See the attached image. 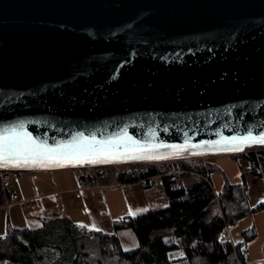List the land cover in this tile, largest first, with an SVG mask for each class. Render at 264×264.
Returning a JSON list of instances; mask_svg holds the SVG:
<instances>
[{
	"label": "water",
	"instance_id": "95a60500",
	"mask_svg": "<svg viewBox=\"0 0 264 264\" xmlns=\"http://www.w3.org/2000/svg\"><path fill=\"white\" fill-rule=\"evenodd\" d=\"M21 123L48 146L82 133L186 150L0 171L242 152L218 148L264 133V0H0V132Z\"/></svg>",
	"mask_w": 264,
	"mask_h": 264
},
{
	"label": "trees",
	"instance_id": "16d2710c",
	"mask_svg": "<svg viewBox=\"0 0 264 264\" xmlns=\"http://www.w3.org/2000/svg\"><path fill=\"white\" fill-rule=\"evenodd\" d=\"M231 156L244 160L248 174L261 180L264 186V148L252 147ZM165 163H174L177 173L164 169ZM107 166H123L115 175L119 184L142 182L147 189L151 186L150 179L158 178L167 206L139 216L109 220V233L83 226L66 215L45 217L42 226L35 230L14 229L6 219L0 236V261L3 264H234L236 259L245 260L240 245L233 246L222 237L238 220L264 210L261 202L249 206L243 174L239 184L225 183L216 193L210 169L198 158L103 167ZM3 176L4 171H0V207L11 200ZM124 229L133 232L138 242L136 249L122 250L116 233ZM253 237L245 238L244 242ZM177 249L183 251V256L170 259L169 253Z\"/></svg>",
	"mask_w": 264,
	"mask_h": 264
},
{
	"label": "crops",
	"instance_id": "0c3cea01",
	"mask_svg": "<svg viewBox=\"0 0 264 264\" xmlns=\"http://www.w3.org/2000/svg\"><path fill=\"white\" fill-rule=\"evenodd\" d=\"M169 165L167 170L177 173V166ZM65 172L68 174H64ZM10 174H15L17 182H21L19 174H25L30 178H27L25 183L21 182V185L12 186L8 184ZM98 174L100 172H96L94 169L73 168L27 170L17 173L4 172L3 181L11 193V200L8 204L0 207V236L4 233L6 219L14 229L35 230L42 226V219L51 215H66L72 219V212L76 211L77 206H81L79 210L82 212V215L77 218L78 222L82 221L84 225L92 229L95 226L100 229V232L105 233L111 232L109 220L139 216L148 212L146 192L141 182L117 184L113 181L111 184H106L102 182L103 180L98 177ZM5 176L7 179L4 178ZM158 180V178L150 179V183H157ZM217 190L219 193L222 190V185ZM130 209L133 213L138 209L147 210L130 215ZM263 213L264 210L254 213L252 216ZM247 229L246 224L239 227L236 223L227 229L233 246L242 244L241 234ZM116 235L122 250L130 251L138 247L136 237L131 230H120ZM261 240V243L247 242L249 245L247 244L248 251L245 252V254L247 253L245 261L264 264V238ZM0 264L3 263L0 261Z\"/></svg>",
	"mask_w": 264,
	"mask_h": 264
},
{
	"label": "snow or ice",
	"instance_id": "6c2138e0",
	"mask_svg": "<svg viewBox=\"0 0 264 264\" xmlns=\"http://www.w3.org/2000/svg\"><path fill=\"white\" fill-rule=\"evenodd\" d=\"M129 142L116 143L114 141H98L95 136L86 137L82 133L74 137L72 141L60 143L56 146H48L38 142L24 130V125L13 126L0 132V168L5 167H38V168H61L82 164H96L117 161L122 158L131 160H154L166 159V155L158 154L160 148H170L177 153L185 151L184 145H140L128 137ZM226 147H219L220 151H243L245 146L252 144L264 145V133L253 135L249 132L244 136L223 138ZM208 147H217L220 142H203ZM202 145H190L199 148ZM195 154V153H194ZM264 203V201H261ZM129 210V214H138ZM93 229L100 231L93 226Z\"/></svg>",
	"mask_w": 264,
	"mask_h": 264
},
{
	"label": "rangeland",
	"instance_id": "374dc122",
	"mask_svg": "<svg viewBox=\"0 0 264 264\" xmlns=\"http://www.w3.org/2000/svg\"><path fill=\"white\" fill-rule=\"evenodd\" d=\"M231 155L233 154H227V155H223L220 157H218L217 155H209V156L190 157V158H183V159L193 160L194 158H198L200 160V163L204 165L206 169H210L211 183L216 193L218 191L217 190L218 187H220L221 185L223 186L225 183H228L230 185L239 184L242 180V174H243V176L245 177L246 183H247V193L249 195V206L253 207L255 204L261 201H264V186L261 180L251 177L248 174V165L244 160L236 159L235 157ZM171 160H174V159H171ZM151 162H158V161H151ZM165 164L166 165L164 166V169H168L170 166L169 164L174 165V163H165ZM120 165H124V164H120ZM73 169H84V170L94 169L96 172L98 171L100 172V175L98 177L102 178L103 180L102 182L106 184H111L113 181L115 182V175L117 174L118 171L123 169V166H118V167L92 166V167L73 168ZM20 171H27V170H5L4 172L6 173L16 172L17 173ZM64 174H68V173L65 172ZM9 176L10 178H9L8 184L12 186L16 184L21 185V182L25 183L28 180L27 178H30V176H27L25 174H19L21 178L20 179L21 182H17L18 180L15 179V174H10ZM144 190L146 192V201L148 203V211L165 208L167 206V200L164 196L161 185L158 182L151 183V186L147 189L145 188ZM79 209H81V206H77L76 211L72 212V216H71L72 220L83 226H87V225H84L82 221L80 222L77 221V218L82 215V212ZM236 224H238L239 227L243 226V224H246V228H248L247 230H244L243 233L241 234L242 235L241 237H243V240H242L243 242L240 245V249L244 254L246 250L248 251V245H249L247 242L245 244L244 242L245 238L254 236L248 242L249 243L250 242L261 243L262 241L261 239L264 238V213L262 215L258 214L254 216H252V214L247 215L243 217V219L240 222H236ZM222 237L224 239L229 240L232 244V238L229 237V234H227V229L223 233ZM182 256H183V251L181 249H177L169 253L170 259L181 258Z\"/></svg>",
	"mask_w": 264,
	"mask_h": 264
},
{
	"label": "built area",
	"instance_id": "2783aa9c",
	"mask_svg": "<svg viewBox=\"0 0 264 264\" xmlns=\"http://www.w3.org/2000/svg\"><path fill=\"white\" fill-rule=\"evenodd\" d=\"M130 171L133 172L134 169H131ZM5 179H7V176L5 177ZM234 264H253V263H251V262H247V261H245V260L236 259V261H235Z\"/></svg>",
	"mask_w": 264,
	"mask_h": 264
}]
</instances>
